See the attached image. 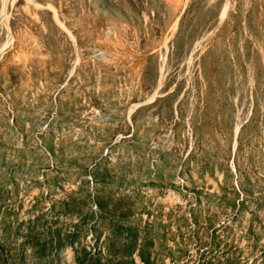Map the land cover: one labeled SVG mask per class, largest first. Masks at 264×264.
<instances>
[{
	"label": "rangeland",
	"instance_id": "obj_1",
	"mask_svg": "<svg viewBox=\"0 0 264 264\" xmlns=\"http://www.w3.org/2000/svg\"><path fill=\"white\" fill-rule=\"evenodd\" d=\"M0 264H264V0H0Z\"/></svg>",
	"mask_w": 264,
	"mask_h": 264
}]
</instances>
